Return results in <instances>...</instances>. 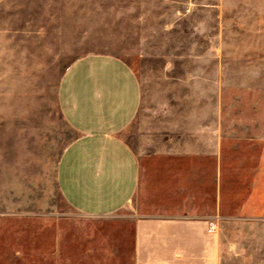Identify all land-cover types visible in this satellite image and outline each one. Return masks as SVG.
<instances>
[{
    "label": "rangeland",
    "instance_id": "rangeland-1",
    "mask_svg": "<svg viewBox=\"0 0 264 264\" xmlns=\"http://www.w3.org/2000/svg\"><path fill=\"white\" fill-rule=\"evenodd\" d=\"M94 54L120 57L139 81L122 136L141 176L161 166L150 153L220 139L219 264H264V0H0V264L133 262L141 189L92 216L57 188L77 135L58 86Z\"/></svg>",
    "mask_w": 264,
    "mask_h": 264
},
{
    "label": "crops",
    "instance_id": "crops-1",
    "mask_svg": "<svg viewBox=\"0 0 264 264\" xmlns=\"http://www.w3.org/2000/svg\"><path fill=\"white\" fill-rule=\"evenodd\" d=\"M140 103L139 81L120 57L89 55L66 69L58 105L77 135L60 153L58 192L73 209L104 216L141 189L148 203L133 222L132 264H219L221 141L150 153L161 166L143 177L140 158L122 136ZM204 132L221 136L218 129Z\"/></svg>",
    "mask_w": 264,
    "mask_h": 264
}]
</instances>
